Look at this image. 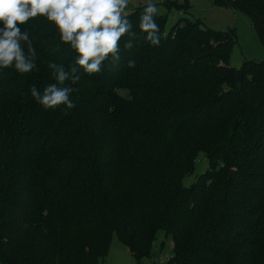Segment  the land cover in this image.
Segmentation results:
<instances>
[{
  "label": "trees",
  "instance_id": "trees-1",
  "mask_svg": "<svg viewBox=\"0 0 264 264\" xmlns=\"http://www.w3.org/2000/svg\"><path fill=\"white\" fill-rule=\"evenodd\" d=\"M215 5L247 16L264 45V0ZM161 6L160 46L126 50L123 37L116 65L80 69L67 112L30 86L55 83L48 63L77 53L45 17L20 26L37 70L0 69V264H103L114 233L153 264L159 232L167 264H264V61L231 67L234 31L188 19V0ZM142 9L128 14L137 34ZM172 12L183 17L168 31ZM200 154L209 169L187 187Z\"/></svg>",
  "mask_w": 264,
  "mask_h": 264
},
{
  "label": "clouds",
  "instance_id": "clouds-1",
  "mask_svg": "<svg viewBox=\"0 0 264 264\" xmlns=\"http://www.w3.org/2000/svg\"><path fill=\"white\" fill-rule=\"evenodd\" d=\"M130 0H0V69L13 68L20 74L37 70L36 49L29 31L20 26L40 16L56 27L60 42L77 53L74 63L49 62L48 68L56 81L38 90L30 86L32 98L45 110L63 107L65 112L76 108L73 93L80 79V69L88 75L101 72L104 62L116 65L120 59V42L128 37L123 47L131 50L141 40L153 47L161 43L160 26L156 17L159 8L146 0L139 16V34L133 31L127 8ZM26 45V50H25ZM59 47V45H57ZM129 69L136 61L127 63Z\"/></svg>",
  "mask_w": 264,
  "mask_h": 264
},
{
  "label": "rangeland",
  "instance_id": "rangeland-1",
  "mask_svg": "<svg viewBox=\"0 0 264 264\" xmlns=\"http://www.w3.org/2000/svg\"><path fill=\"white\" fill-rule=\"evenodd\" d=\"M165 0H152L159 8V13H164L165 10L161 4ZM191 10L186 17L190 20H201L203 27L217 32L234 31L237 37V43L234 46L231 56V67L240 69L244 62L264 61V45L258 38L257 33L251 27L249 19L242 13H236L224 7L215 5V0H188ZM146 0H130L127 8V14H130L134 9L144 6ZM183 17L178 12H172L169 15L167 22V30L169 31L177 21ZM119 95L128 98V93L124 90H118ZM209 169V162L204 154H200L197 160V166L194 174L187 176L184 179V185L189 187L193 185L198 176L204 174ZM155 243V249L161 250V245L165 242L162 252V263L167 264L172 257V242L171 239L165 238L164 232H159ZM103 264H136L135 260L129 253V250L121 244L117 234L112 236L108 256ZM141 264H152L149 260H143Z\"/></svg>",
  "mask_w": 264,
  "mask_h": 264
},
{
  "label": "water",
  "instance_id": "water-1",
  "mask_svg": "<svg viewBox=\"0 0 264 264\" xmlns=\"http://www.w3.org/2000/svg\"><path fill=\"white\" fill-rule=\"evenodd\" d=\"M237 81L238 82L242 81L241 75L238 76ZM233 175H234V172L231 173L230 177H232ZM161 253H162V250H158V252H156V254L154 256V263L153 264H162L161 263Z\"/></svg>",
  "mask_w": 264,
  "mask_h": 264
},
{
  "label": "crops",
  "instance_id": "crops-1",
  "mask_svg": "<svg viewBox=\"0 0 264 264\" xmlns=\"http://www.w3.org/2000/svg\"><path fill=\"white\" fill-rule=\"evenodd\" d=\"M235 14H236V12H235ZM251 25V24H250ZM252 27V26H251ZM163 252V251H162ZM161 255H162V253H161ZM161 263H162V256H161ZM163 264V263H162Z\"/></svg>",
  "mask_w": 264,
  "mask_h": 264
}]
</instances>
